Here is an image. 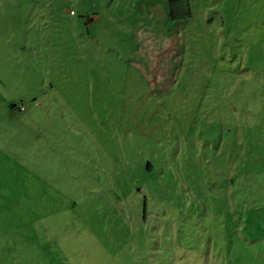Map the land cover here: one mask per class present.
I'll list each match as a JSON object with an SVG mask.
<instances>
[{
    "label": "rangeland",
    "instance_id": "1",
    "mask_svg": "<svg viewBox=\"0 0 264 264\" xmlns=\"http://www.w3.org/2000/svg\"><path fill=\"white\" fill-rule=\"evenodd\" d=\"M0 0V264H264V0Z\"/></svg>",
    "mask_w": 264,
    "mask_h": 264
},
{
    "label": "trees",
    "instance_id": "2",
    "mask_svg": "<svg viewBox=\"0 0 264 264\" xmlns=\"http://www.w3.org/2000/svg\"><path fill=\"white\" fill-rule=\"evenodd\" d=\"M168 16L172 21H183L191 18L189 0H169Z\"/></svg>",
    "mask_w": 264,
    "mask_h": 264
}]
</instances>
